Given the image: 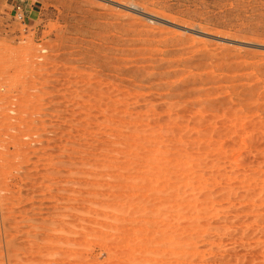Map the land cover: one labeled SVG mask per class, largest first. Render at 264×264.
<instances>
[{"label":"rangeland","instance_id":"374dc122","mask_svg":"<svg viewBox=\"0 0 264 264\" xmlns=\"http://www.w3.org/2000/svg\"><path fill=\"white\" fill-rule=\"evenodd\" d=\"M0 264H264V0H0Z\"/></svg>","mask_w":264,"mask_h":264}]
</instances>
